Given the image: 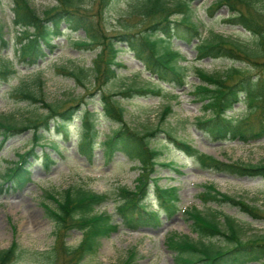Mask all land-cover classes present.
I'll list each match as a JSON object with an SVG mask.
<instances>
[{"label":"rangeland","instance_id":"rangeland-1","mask_svg":"<svg viewBox=\"0 0 264 264\" xmlns=\"http://www.w3.org/2000/svg\"><path fill=\"white\" fill-rule=\"evenodd\" d=\"M84 6L92 13H99L98 0H83ZM173 2V0H171ZM218 0H190L192 20L200 27L202 36L219 33L230 39L256 49L255 35L242 27L227 21L229 8L216 5ZM264 12V0H255ZM31 6L40 14L57 4L56 0H29ZM132 0H113L102 13V22L108 34L136 31L146 26L140 23L139 16L130 17ZM13 0H2L0 3V27L4 37L10 41L7 48L0 45V67L12 63L18 70L16 75L7 81L0 82V118L12 123H26L46 114L41 104H34L13 90L19 86L36 93H42L49 103L64 102L68 106L81 98L85 102L81 109L95 113L99 129L97 142H101L118 124L111 121L103 111L100 91L96 90L95 75L92 71L84 80V85L72 76L63 73V69H74L93 65V59L100 48H86L80 45L85 37L83 29L73 31L63 23L62 34L56 37L51 48H46L47 56L32 65L23 60L19 53V29L14 25ZM181 13L174 15L180 19ZM99 19L95 17V20ZM124 24L129 27H125ZM197 38L191 41L173 39V48L179 50L185 58L179 64L187 67L189 75L184 87L162 84L153 74L145 69L134 52L126 43H119L120 52L117 73L108 83L102 86L107 93H114L125 107V119L134 128L144 132L156 127L170 131L178 139L186 140L200 151L213 155L223 161H237L251 164H264V138L243 142L240 140H213L194 124L197 116L204 115L202 102L193 94L194 87L200 83L196 68L211 74L225 72L232 65L245 66L246 63L229 57L206 58L201 62L196 59L195 45ZM51 49L53 51H51ZM264 60V58H263ZM251 68V67H250ZM252 73L258 69L251 68ZM41 79L42 83H38ZM156 88L158 94L133 93L126 96V88ZM93 92V94H91ZM123 92V93H122ZM170 106L166 113V107ZM80 112V110H79ZM245 112L243 103L236 104L227 114L240 117ZM81 114L78 113L69 125L70 138L53 128L41 130L45 138L41 146L33 144L32 130H25L11 137L0 149V182L3 174L17 160L20 153L34 147L38 156L43 151L50 153L54 162L48 167L43 158H31L29 170L32 180L23 187L9 188L7 183L0 188V250L7 249L13 242L19 246V256L14 264H68L55 260L53 248L58 242L57 226L49 217L46 204L55 207L54 201L46 196L47 192L63 193L70 187H83L107 195V200L96 205L92 214H110L113 223L119 224L117 231L103 237L95 253L74 264H176L175 253L168 247L167 237L171 233L189 234L194 239L192 222L186 211L197 207L204 212L219 210L238 219L242 226L243 239H251L264 234V218H253L231 204H219L215 201H204L202 193L205 184H214L223 193L242 198L257 206L264 214V179L260 177L236 176L227 172L202 168L192 157L179 150L163 132L156 133L152 145L163 151L160 163L153 176L162 187H176L179 195V211L167 217L162 211V224L141 225L130 228L123 223L119 206L123 202V188L133 189L137 183L140 169L125 154L118 152L107 159L104 149L97 146L92 159L78 150V139L81 132ZM2 136L0 135V141ZM58 143L55 149L54 143ZM169 163L170 165H163ZM146 200L150 202L148 210L157 211L160 201L154 191ZM222 222L225 221L220 215ZM28 228V230H26ZM64 239L68 245L80 244L83 232L79 228L64 230ZM218 246H225L224 238L215 239ZM130 259V260H129ZM247 264H264V260Z\"/></svg>","mask_w":264,"mask_h":264},{"label":"trees","instance_id":"trees-1","mask_svg":"<svg viewBox=\"0 0 264 264\" xmlns=\"http://www.w3.org/2000/svg\"><path fill=\"white\" fill-rule=\"evenodd\" d=\"M2 0H0L1 3ZM113 0H98L99 13H92L84 6L83 0H56L57 4L45 10L40 15L29 0H13L14 25L19 29V53L24 61L36 65L47 56L46 48H51L52 41L62 34L61 25L78 31L83 29L85 37L79 42L86 48H100L93 59L91 67H76L63 69V73L72 76L81 84L92 71L95 75L96 90L100 91L101 105L106 116L118 126L103 141L97 142L99 129L95 121V113L80 106L85 102L81 98L68 106L61 103H49L42 93H36L19 86L13 90L34 104H41L47 110L41 117L26 123H12L0 118V149L13 136L25 130H32L33 144L41 146L44 137L41 130L53 126L58 134L65 139L70 138L69 125L75 116L81 114V132L78 139L80 153L92 159L97 146L104 149L107 159L116 153L125 154L136 162L140 169L137 183L133 189L123 188V202L119 206L123 223L130 228L141 225L159 226L162 224V211L167 217H172L179 211V195L176 187H162L157 184L153 173L160 163L163 151L152 145V139L158 132L176 145V147L192 157L202 168L227 172L236 176L260 177L264 179V164H251L237 161H223L213 155L200 151L186 140L178 139L170 131L156 127L141 132L132 128L125 119V107L114 93H107L102 86L116 76L120 48L119 43L128 44L136 58L143 63L162 84L184 87L189 77L187 67L179 64L183 58L181 52L172 46L173 39L191 41L197 38L195 45L196 59L229 57L246 63L245 66L232 65L225 72L211 74L201 68H196L200 83L194 87L193 94L202 102L204 115L197 116L194 124L213 140H240L249 142L264 138V12L255 0H218L216 5H226L229 8L227 21L241 25L252 32L257 40L256 49H252L219 33H211L209 37L202 36L200 27L192 20V4L190 0H132L130 17L139 16L140 23L146 26L136 31L108 34L102 22L104 8ZM181 13L180 19L174 15ZM99 19L95 20V17ZM125 27H129L127 24ZM130 28V27H129ZM10 41L4 37L0 27V45L7 48ZM51 51H53L51 49ZM258 71L252 73L251 68ZM18 70L12 63L6 62L0 67V82L12 78ZM38 83H42L39 79ZM133 93L158 94L156 88H126L125 95ZM123 93V92H122ZM93 94V92L91 93ZM243 103L245 112L240 117L230 116L227 112L236 104ZM80 110V112H79ZM171 111L167 106L164 118ZM52 125V126H51ZM58 143L52 147L58 148ZM43 158L46 166L53 161L50 153L37 155L32 147L20 153L17 160L12 161L3 174L0 188L7 183L9 188L23 187L32 180L29 170L31 158ZM163 165H170L164 163ZM160 201L157 211L148 210L150 202L146 200L151 187ZM202 193L204 201L228 203L238 207L242 212L255 219L264 218L257 206L248 201L231 196L218 190L214 184L206 183ZM46 196L55 203V207L46 204L49 217L57 226L53 253L55 260L74 264L96 252L103 237L115 232L119 224L113 223L110 214H92L94 207L107 200V195L87 190L83 187H70L64 192H47ZM192 222L194 239L189 234L171 233L167 237L168 247L175 253L176 264H247L264 260V234L251 239H243L242 226L238 219L219 210L208 213L193 207L186 211ZM220 215L225 221L222 222ZM79 228L83 237L77 246L68 245L63 231ZM224 238L225 246H218L215 239ZM19 256V246L13 242L7 249L0 250V264H14ZM130 260V259H129ZM129 261L123 264H128Z\"/></svg>","mask_w":264,"mask_h":264},{"label":"bare ground","instance_id":"bare-ground-1","mask_svg":"<svg viewBox=\"0 0 264 264\" xmlns=\"http://www.w3.org/2000/svg\"><path fill=\"white\" fill-rule=\"evenodd\" d=\"M26 230H28V228H26Z\"/></svg>","mask_w":264,"mask_h":264}]
</instances>
